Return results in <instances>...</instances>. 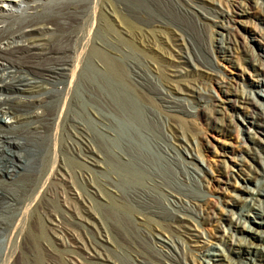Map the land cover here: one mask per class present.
Segmentation results:
<instances>
[{"label": "bare ground", "instance_id": "1", "mask_svg": "<svg viewBox=\"0 0 264 264\" xmlns=\"http://www.w3.org/2000/svg\"><path fill=\"white\" fill-rule=\"evenodd\" d=\"M18 1L25 3V7L9 14H0V92L8 95L0 99V178L9 179L13 185L0 188V264H34L35 260L38 262V239L45 235L43 220L49 223L62 245L72 247L67 248L72 264H105L110 260L105 254L107 249L103 244L109 241L108 231H91L96 235L95 241L84 236L78 237L74 231L64 226V219L62 221L52 212L49 202L56 194L58 203L68 206L60 188L53 189L55 184L65 187L64 180L67 181L60 174L61 162L57 163L56 153L60 150L56 132L60 129L59 126L66 121L71 124L76 133L73 154L89 162L95 149L93 135L85 125L86 119L94 124L99 135L110 139L115 137L111 128L115 118L127 117L124 112H120L121 103L117 101L119 98L115 99L116 96L106 88L104 81L95 79L98 74L105 79L122 83L125 54L118 47L120 42H115L114 45L109 44L111 39L109 43L104 41L109 33L105 15L111 14L105 0H44L43 3L38 0ZM151 1H143V7L158 11ZM179 1L188 9L195 8L193 0ZM206 1L212 4L208 9L218 15L221 21L219 27L227 30V34L219 33L220 38L216 39L221 53L229 58L238 48L245 52L249 65L255 69L257 75L262 76L255 86L263 87L264 54L256 53L249 42L264 49V29H260L252 20L250 26L253 27L248 30V22L252 18L264 20V7L258 0H228L224 4ZM155 2L154 4L164 11L165 16L169 15L165 8L176 10L178 4L176 0ZM247 3H251L255 9H260V14L250 15L251 8ZM135 4L139 6L137 16L142 24V19L146 18V15L142 14V0H135ZM20 18L27 21L19 22ZM163 24L159 20H150L146 25L159 29ZM240 27L249 31V38L242 36ZM229 31H233L240 39L236 41L234 34ZM184 48L186 52L178 51L177 57L172 60L175 64L172 69L176 72L171 73V77L182 74L180 64L190 62L191 59L204 66L211 64L207 55L202 57L198 54L194 44L188 43ZM88 68L90 71L87 77L78 87V76ZM210 78L212 84L203 92L198 84L187 85V88L198 95V100L205 103L204 107L211 113L210 116L217 123L219 132L237 140L241 148L240 153H245L251 164L247 163L246 166L245 162L248 161L242 155L236 158L229 156L228 152H219L223 169L214 189L201 182L199 177L202 174L198 170L193 168L191 172L187 167L188 174L203 186V192L210 189L211 192H216L218 196L215 200L197 198L186 187L183 196H180V193L175 194L174 189H164L159 184H154L150 191L136 188L127 198L130 211L138 214L134 225L142 240V246L130 241L133 264H237L218 249V244L223 245L228 253L237 258H247L252 264H264L261 244L249 240L252 238L264 243V232L244 225L242 220L248 217H244V209L252 211L254 208L256 211L250 221L264 227L263 203L258 199L248 198L252 195L264 196V189L261 187L254 191L247 185L253 181L254 176L264 178V163L256 148L264 145V116L256 111L264 109V106L258 98L252 97L244 89H239L237 83L229 84L222 78ZM135 81L140 91L157 101L166 111H181L182 102L175 97L174 89L175 92H184L182 89L176 86L172 89L171 83H163L154 89L153 83L140 72H136ZM75 91L79 94L78 98L73 99ZM16 92L37 93L39 98L13 97ZM37 107H40L41 111L36 110ZM71 107L78 111L79 120L68 116ZM236 114L243 116L242 121H238ZM5 115H11L14 119L11 125H8L3 117ZM3 126H25L27 134L23 137L19 135L14 140L8 133H3ZM242 132H245V136H241ZM17 139L23 141L17 142ZM10 144H15L26 154L11 151ZM188 146L191 149L194 147L190 144ZM165 152L170 163L174 164L178 158L176 152ZM191 158L200 157L193 155ZM52 159L53 167L48 177L42 181L45 168ZM122 159L125 165H133L141 172L145 164L148 165V162L142 159L141 151H133L130 157L122 156ZM256 162L261 165V170L254 165ZM54 172L60 176L58 183L50 181L51 177L58 180ZM229 189L237 191L239 195L222 198L229 195ZM71 191L69 194L79 197L81 201V212L90 213L93 205L87 204L77 190L74 193ZM240 193L248 196L243 197ZM219 202L222 205H219ZM69 209L75 218L86 221L80 211L78 213L73 207ZM235 209L239 210L238 215H235ZM214 223L216 232L208 239L202 231H206ZM75 224L86 228L82 224ZM196 225H201L202 231H199ZM67 235L74 238L72 243H69ZM238 235H244L248 239ZM176 237H180L177 238L180 243H176ZM153 239H156L161 250L153 247ZM143 244L150 246L151 251H146Z\"/></svg>", "mask_w": 264, "mask_h": 264}, {"label": "rangeland", "instance_id": "2", "mask_svg": "<svg viewBox=\"0 0 264 264\" xmlns=\"http://www.w3.org/2000/svg\"><path fill=\"white\" fill-rule=\"evenodd\" d=\"M24 1L30 2L29 0ZM38 1L40 3L44 2V0ZM105 1L111 14L106 13L105 15L109 33L104 38V41L109 43L111 39L112 41L109 44L115 45V42L121 43L118 47L125 54L123 57L125 67L122 83L105 79V77L98 74L95 79L100 82L104 81L106 88L110 90L112 95L116 96L115 99L117 100L119 98L117 101L119 104L121 103V107L119 108L120 112H124L127 117L115 118L111 126L115 137H110V139L99 135L94 124L86 119L85 125L93 135V147L95 149V152L92 154V160L89 162L77 158L73 154L72 147L75 146L76 133L71 124L66 121L64 122L66 125L62 123L59 126L60 129H58V133L56 132L57 144L60 150L56 153L57 163L59 161L61 162L62 168L60 169V174L68 183L64 180L66 182V184L64 183L65 187L55 184L53 189L60 188L62 196H65L67 200L68 206L59 204L56 194L53 195L49 206L59 219L62 221L64 219V226L70 231H74L73 233L78 237L83 238L84 236V238L95 241L96 235L91 231H95L96 229L108 231L109 241L103 244L107 249L105 254L108 255L110 260L105 262V264H133L132 252L129 249L131 248L130 241L139 243L142 246V240L139 238L138 229L134 225V220L138 217V214L130 211L127 198L131 196L136 188L150 191L154 184H159L164 189L172 188L176 191L175 194L180 193V196H183L182 194L186 187L197 198L215 200L218 196L216 192L214 190L211 192V189L208 191L207 188V192H203V186L194 180L190 173L188 174L187 167H189L191 172H193V168L198 170L202 174L199 177L201 182L205 186L214 189L218 185L217 181L220 171L223 169V162L219 161L222 158L219 157V152H228L227 154L229 156L236 158H240L242 155L248 161L245 162L246 166L247 163L251 164L247 155L240 153L241 148L237 140L222 135L219 132L217 123L212 120L211 113L204 107L205 103L198 100V95L187 88V85L194 86L198 84L203 92L212 84L210 76L218 79L222 78L229 84L237 83L239 89H244L252 97L258 98L263 103V106L264 86H255L257 80L262 79V76L256 74L255 69L247 62V54L242 52L240 48L229 58L221 53L219 43L216 39L220 38L219 33L227 34V30L219 27L221 21L218 15L208 9L212 6L210 2L206 0H193L195 8L188 9L179 0H176L178 3L176 10L173 8H165L169 14L165 16L160 6L154 4L155 0H152L154 2L146 0L147 3L151 1L158 8V11L156 9L154 10L155 12L145 9L143 7V1L145 2V0H142V14L144 13L146 18L142 19L141 24L137 16V12L139 11L137 7L139 6L135 4V0ZM212 1L224 4L228 0ZM258 2L264 7V0H258ZM25 5V3H21L18 0L0 1V14H9L11 11L20 10ZM247 5L251 8L250 15L255 16L256 14H260V9H255L251 3H247ZM150 20L151 22L152 20H159L164 23V26L159 29L147 26L146 24ZM252 20L257 26L259 25L258 27L260 29H264L263 19L252 18L248 22V24L250 23L248 30H251L253 27V25L250 26L251 22H253ZM18 21L25 22L27 19L20 18ZM125 28L126 31H124ZM240 30L242 36L249 38V31L247 32L241 27ZM229 32L234 34L236 41L240 39L238 36H235L233 31ZM188 43L194 44L195 50L202 57L204 54L207 55L211 64L204 66L200 62L191 59L190 62L180 64L179 68L183 71L182 74L171 77L170 74L176 72L175 69H172L175 65L172 60L177 57L178 51L186 52L184 45ZM249 44L256 53L260 52L264 54L263 47H259L258 44L251 41ZM199 45L203 48L199 47ZM89 71L90 69L88 68L80 73L77 79L80 83H78V87L81 86L82 81L87 77ZM136 72L142 73L150 80L153 83L154 89L163 83H171L172 85L170 86L172 89L174 86L182 89L184 92H175L174 89L175 97L182 102L181 111H166L157 101L150 99L143 91H140L135 85ZM215 73L218 74L215 75ZM68 81L69 79L67 83ZM59 87L61 88V85ZM78 94V91H75L73 93V99L78 98ZM12 96L21 97V99L29 97L39 98V95L33 92H16ZM5 97H8V95L5 92H0V99ZM36 110L41 111V108L37 107ZM263 110L256 109L257 112L264 116ZM77 112L74 107H71L68 110V116L79 120L80 116ZM3 117L8 122V125H11L14 120L11 115H5ZM242 117L239 114L238 121H242ZM2 130L3 133H8V136L14 140L19 135L23 137V135L27 134L25 126H16L15 128L13 126H3ZM52 133H54V130H52ZM241 136H245V132H242ZM18 140L20 142L23 141V139H17L16 141L18 142ZM72 144L74 145L72 146ZM189 144L194 145V147L191 149L188 146ZM256 148L259 150V154L264 163V145ZM9 149L16 153L26 154L25 151L20 150L15 144H10ZM164 150H174L176 152L178 158L174 164L170 163ZM133 151H141L142 159L148 162V165L145 164L142 172L133 165H125L124 159H122V156L126 158L130 157V153H133ZM193 155H199L204 161H201L200 158H191ZM52 161L53 159L45 168L42 181L48 177L53 167ZM149 161L151 162L150 164ZM254 165L258 170H261L259 163L257 164L256 162ZM54 175L58 177V180L56 181L51 177L50 181L58 183L60 176L56 172H54ZM257 177L254 176L253 181L247 184L251 190L258 191L261 187L264 189V178L258 177L257 179ZM3 187H13L12 182L6 178H0V188ZM71 188L74 191H71ZM69 191L72 193L75 191L78 194L80 193L79 195H81L83 200L87 201V204L90 206L93 205L91 212L82 213V204L79 197L73 196L72 194L71 197ZM228 192L229 195L222 196V198H229L231 197L230 195H239L237 191L230 189ZM241 196L246 197L248 195L244 193ZM248 198L258 199L264 205V196L252 195V197ZM185 199L187 200V198ZM219 205H222L221 202H219ZM72 207L78 213L80 211L86 217V221L80 220L77 217L75 218V215L69 209ZM255 211L256 209L254 208L252 211H248L247 208L244 209V217L245 215L248 216L242 219L244 225L264 232L263 226L259 227L250 221ZM234 213L238 215L239 210L235 209ZM42 223L45 228V235L38 239L37 252L39 260L38 262L35 260V263L72 264L69 261L71 256L67 252V248L71 249L72 247L62 245L61 241L51 230L49 223L45 220ZM75 223L82 224L89 230ZM215 225V223L212 224L206 231H202L201 225H196L195 227L199 231L204 232L208 239H211L216 232ZM68 237L69 243H72L74 238H71V236ZM240 237L245 238L244 235ZM177 238L180 239V237H176V243L177 241L180 243V240ZM245 239L247 240L248 238ZM249 240L255 244H261V250L264 252V243L252 238ZM151 243L155 249L161 250L156 239H153ZM143 247L146 251H151L150 246L147 244H143ZM217 247L232 262L237 264L239 262L242 264H252L247 258H237L233 254L228 253L221 244H218ZM79 260L81 259L79 258Z\"/></svg>", "mask_w": 264, "mask_h": 264}]
</instances>
